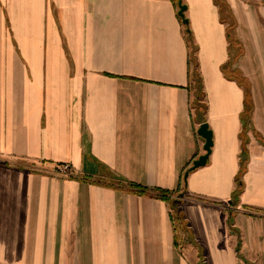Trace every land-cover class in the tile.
Returning a JSON list of instances; mask_svg holds the SVG:
<instances>
[{
    "label": "crops",
    "instance_id": "crops-1",
    "mask_svg": "<svg viewBox=\"0 0 264 264\" xmlns=\"http://www.w3.org/2000/svg\"><path fill=\"white\" fill-rule=\"evenodd\" d=\"M183 2L187 25L178 0H0V264H264V6L261 19L241 20L227 0L245 34L232 68L253 103L233 206L245 87L222 68L219 4ZM187 27L204 111L193 105ZM202 122L212 150L187 175L186 230L176 231L150 188L176 195L205 153Z\"/></svg>",
    "mask_w": 264,
    "mask_h": 264
},
{
    "label": "trees",
    "instance_id": "trees-1",
    "mask_svg": "<svg viewBox=\"0 0 264 264\" xmlns=\"http://www.w3.org/2000/svg\"><path fill=\"white\" fill-rule=\"evenodd\" d=\"M217 2V1H216ZM220 13H221V19L223 21H226V17L223 15L222 11V6L220 7ZM227 17H229L231 20L228 21L227 23V36L229 38V53H230V58L227 61V64L223 65V71L225 75L229 78H236L240 83H244V78L240 75V72L238 69H233L232 68V63L237 58L239 55H241L243 49H242V44L240 39L236 36L233 38L231 35V29L236 26V18L234 15L230 12V8L227 3ZM187 25V24H186ZM186 34H187V40L189 41V47H190V55H189V62H190V77L191 80L193 81V86H194V99H193V105L196 108H199L200 111H204L206 109V102L204 101L205 97V92L203 90V82H202V76L201 73L198 70V63H197V45L193 42V35L191 33V30L187 27L186 29ZM245 87V110L243 111V129L241 131V137L244 135V132L249 130L250 127V121H251V114H252V108H253V103L249 91V84L244 83ZM243 138L242 142V147H241V152H240V169L239 172L236 175L235 178V187L232 191L231 198H230V203L233 206H236L240 200V195L242 194L244 190V181L242 179V176L245 172L246 168V160H247V155L246 151V138ZM187 171V170H186ZM185 171V172H186ZM190 171V169H188ZM132 189L136 192L139 193H147V186L140 185L137 183H130ZM150 190L154 191L153 195H155L158 198L164 199L169 201L170 208H171V219L173 220L174 228L176 231L178 230H186V221L184 219V213L180 208V205L182 203V198L186 194V177L185 173L181 177V182L176 190V195L173 196L170 190L168 189H162V188H150ZM234 210H230L228 216H227V224L229 227H232L233 223V217H234ZM177 238V235L175 234V241ZM237 252H239L240 249V243L237 244Z\"/></svg>",
    "mask_w": 264,
    "mask_h": 264
},
{
    "label": "water",
    "instance_id": "water-1",
    "mask_svg": "<svg viewBox=\"0 0 264 264\" xmlns=\"http://www.w3.org/2000/svg\"><path fill=\"white\" fill-rule=\"evenodd\" d=\"M178 15L181 17L183 23L188 24L189 20L185 15V10L187 9V4L183 2V0H178ZM198 134L201 135L204 139V145L203 148L205 150V153L199 155L196 159L193 160L192 165L189 167L190 170L195 169L199 166L205 165L207 162V159L209 158V155L212 150L213 145V132L209 128V125L207 122H202L197 130ZM189 171L185 172V177L187 178Z\"/></svg>",
    "mask_w": 264,
    "mask_h": 264
},
{
    "label": "rangeland",
    "instance_id": "rangeland-1",
    "mask_svg": "<svg viewBox=\"0 0 264 264\" xmlns=\"http://www.w3.org/2000/svg\"><path fill=\"white\" fill-rule=\"evenodd\" d=\"M217 3L219 4V6H222V11H223V15L226 17V22L230 21L231 19L229 17H227V0H216ZM237 1V6L238 9H240L242 15L239 14L241 20L242 19H247V17H249V19L253 18V19H261V15L258 11L259 8H261V6H264V0H236ZM229 6V4H228ZM243 10V11H242ZM228 20V21H227ZM11 31V30H10ZM241 32V28H232L231 29V33H232V37L235 38L236 37V33L237 32ZM243 35L244 34V31ZM12 40H13V48L15 51H18V49L16 48V43L15 40L12 36Z\"/></svg>",
    "mask_w": 264,
    "mask_h": 264
},
{
    "label": "built area",
    "instance_id": "built-area-1",
    "mask_svg": "<svg viewBox=\"0 0 264 264\" xmlns=\"http://www.w3.org/2000/svg\"><path fill=\"white\" fill-rule=\"evenodd\" d=\"M69 169H70V165H69V163H65V164L62 166V170L67 171V170H69Z\"/></svg>",
    "mask_w": 264,
    "mask_h": 264
}]
</instances>
